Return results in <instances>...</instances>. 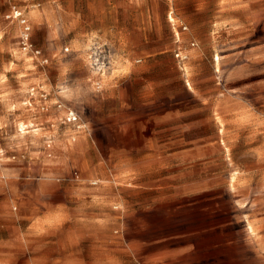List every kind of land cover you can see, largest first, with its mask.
Masks as SVG:
<instances>
[{
	"label": "rangeland",
	"instance_id": "obj_1",
	"mask_svg": "<svg viewBox=\"0 0 264 264\" xmlns=\"http://www.w3.org/2000/svg\"><path fill=\"white\" fill-rule=\"evenodd\" d=\"M153 1L159 7L165 2ZM189 1L173 0L171 21L161 16L141 27L126 13L123 23L129 30L125 43H120L77 36L69 14L76 0H0V119L8 122L0 127V161L14 163V169L26 166L30 179L41 178L47 190L58 181L78 180L84 158L97 165L99 159L123 156L117 148L88 150L92 153L87 155L77 148L86 140H121L120 134L105 132L97 122L116 107L103 95V80L118 58L167 64L159 76L164 77L160 87L166 97L164 107H169L153 116L152 131L143 134L136 150V157L149 156L159 167L136 182L142 190L139 196L124 193L129 205L127 241L138 230L139 219L143 229L155 216L164 220L167 210H175L167 209V201H178L187 192L199 193L201 197L191 199L206 204L221 200L237 203L243 210L247 205L264 207V0H224L233 4L225 10L226 25L216 35L213 24L219 0H202L205 9L187 20L180 13L187 12ZM34 8L45 9L50 19L37 26L25 11ZM15 9L22 15L15 17ZM54 10L61 11V20L53 21ZM183 24L194 29L189 45L203 50L202 57L193 59L197 71L193 85L206 101L191 98L175 65L181 64L184 54L178 55L179 46L187 41L174 27L181 31ZM26 25L33 44L29 49L24 43ZM149 70L142 75L157 74ZM87 120L96 121L93 129ZM217 191L221 196H211ZM177 201L174 208L180 205Z\"/></svg>",
	"mask_w": 264,
	"mask_h": 264
},
{
	"label": "crops",
	"instance_id": "obj_2",
	"mask_svg": "<svg viewBox=\"0 0 264 264\" xmlns=\"http://www.w3.org/2000/svg\"><path fill=\"white\" fill-rule=\"evenodd\" d=\"M232 4L219 0L213 24L215 35L226 25L225 10L231 9ZM75 5L69 14L71 29L78 31L77 36L111 38L120 43H125L129 30L123 23L126 13L140 27L161 16L171 21L174 13L173 0H165L161 7L153 0H76ZM188 5L187 12L180 16L191 20L207 3L190 0ZM25 11L37 26L50 19L45 9ZM61 16V11L54 10L52 19L59 21ZM95 21L101 24L94 25ZM182 27L181 31L174 27L175 33L187 41L179 46L178 55H184L181 64L175 65L181 70L191 98L206 101L193 85L197 75L193 59L202 57L203 50L188 43L194 29L186 24ZM130 58H118L113 71L103 80V95L116 107L108 111V117L97 121L105 132L120 134L121 140H86L77 147L86 150L83 155L92 153L88 150L117 148L123 150V156L99 159L97 165L84 158L79 162L81 177L58 181L52 190H47L41 178L30 179L26 166L14 169V163L0 161V264L14 260L39 264H126L127 260L139 264H264V207L247 205L243 210L237 203L223 204L221 200L206 204L205 200L191 199L201 197L194 192L182 194L178 201L169 199L167 209L175 210H167L164 220L155 216L143 229L139 219L138 230L127 241L125 213L129 205L124 193L128 190L132 196H139L142 190L136 182L159 167L149 156L136 157V150L143 143V134L152 131L153 116L159 109L169 107H164L166 97L160 88L164 77L159 76V70L167 64ZM147 69H155L157 74L152 76L149 70V75L143 76ZM94 122L87 120L92 129ZM6 123L0 119V127ZM101 165L106 167L99 171ZM113 165L116 167H110ZM249 175L254 176L255 172ZM217 193L211 196H221V192ZM176 201L180 205L174 208Z\"/></svg>",
	"mask_w": 264,
	"mask_h": 264
},
{
	"label": "built area",
	"instance_id": "obj_3",
	"mask_svg": "<svg viewBox=\"0 0 264 264\" xmlns=\"http://www.w3.org/2000/svg\"><path fill=\"white\" fill-rule=\"evenodd\" d=\"M22 15V12L19 10V9H15L14 11V16L15 17H19ZM23 22H25V20H23ZM25 32H24V43H25V48H32L33 44L30 42V39H29V33L28 31L30 30L29 26L26 25V28H25ZM38 52V51H37Z\"/></svg>",
	"mask_w": 264,
	"mask_h": 264
},
{
	"label": "bare ground",
	"instance_id": "obj_4",
	"mask_svg": "<svg viewBox=\"0 0 264 264\" xmlns=\"http://www.w3.org/2000/svg\"><path fill=\"white\" fill-rule=\"evenodd\" d=\"M218 55H219V54H218ZM218 55H217V57H216V56H215V57L217 58V61H218V62H217V70H220V67H219V58H220V57H219Z\"/></svg>",
	"mask_w": 264,
	"mask_h": 264
}]
</instances>
